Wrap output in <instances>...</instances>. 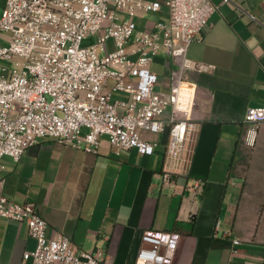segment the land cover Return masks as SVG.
<instances>
[{"label": "crops", "instance_id": "1", "mask_svg": "<svg viewBox=\"0 0 264 264\" xmlns=\"http://www.w3.org/2000/svg\"><path fill=\"white\" fill-rule=\"evenodd\" d=\"M212 1L218 10L187 51L214 65L185 72L197 86L192 152L169 149L162 133L151 135V154L115 153L107 140L88 152L44 137L19 161L3 158V193L35 202L49 236L66 235L78 252L100 249L106 264H135L144 231L176 230L173 264H264V122L245 121L248 107L264 105V0ZM151 12L163 20L137 16L138 29L168 21L164 5ZM159 62L171 79L174 58L161 51L150 66ZM35 245L25 222L0 215V264H30L24 253Z\"/></svg>", "mask_w": 264, "mask_h": 264}, {"label": "built area", "instance_id": "2", "mask_svg": "<svg viewBox=\"0 0 264 264\" xmlns=\"http://www.w3.org/2000/svg\"><path fill=\"white\" fill-rule=\"evenodd\" d=\"M163 5L168 21L138 29L135 18L141 11L157 12ZM217 10L212 0H5L0 172L4 157L19 161L44 137L88 152H98L106 139L115 153L136 148L151 154L158 144L151 135L165 133L169 149L192 152L199 134L192 118L197 86L185 72L209 71L214 65L190 59L187 51ZM93 36L96 42L83 45ZM161 51L177 63L167 93L157 90L159 75L150 67ZM245 121L264 122V105L248 107ZM163 180L171 181L169 171ZM0 215L27 224L36 240L35 248L24 253L30 264H106L100 249L78 252L66 235L49 236L37 204L8 198L3 180ZM141 240L135 264H173L181 234L148 229ZM232 243L236 253L241 240Z\"/></svg>", "mask_w": 264, "mask_h": 264}, {"label": "rangeland", "instance_id": "3", "mask_svg": "<svg viewBox=\"0 0 264 264\" xmlns=\"http://www.w3.org/2000/svg\"><path fill=\"white\" fill-rule=\"evenodd\" d=\"M2 6H3V2L0 3V14H1ZM164 9H166L165 6H164ZM165 13H166V11H165ZM165 13H164V15H165ZM139 16L144 17V19H148V20H151V21L163 20L162 17H160L159 14L152 13V12L151 13H147V12H142L141 11ZM140 28L144 29L145 27H143V25H141ZM7 36H8V33H6V32L0 33V43L3 42ZM96 40H97L96 36L87 38V39H85L83 41V45H88V44L94 43V42H96ZM106 44H107V47L110 50L114 49V41H113V39H109ZM150 67L153 68L154 70H156L158 73H160L159 74L160 75L159 83L157 84V90L161 91V88L159 89V87H160L161 84H164L165 81L169 82L170 85H171L170 77L168 78L169 80L165 79L166 77L164 76V67H163L162 64H160V62L159 63H154V65H151ZM162 91L166 92V89L164 88ZM114 96L115 97H120V95H117V94H115ZM103 140H106V139H103Z\"/></svg>", "mask_w": 264, "mask_h": 264}]
</instances>
